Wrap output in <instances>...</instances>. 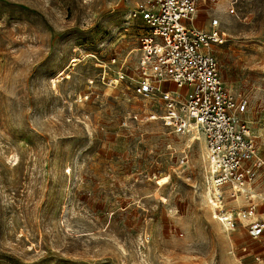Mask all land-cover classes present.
<instances>
[{
    "label": "rangeland",
    "instance_id": "rangeland-1",
    "mask_svg": "<svg viewBox=\"0 0 264 264\" xmlns=\"http://www.w3.org/2000/svg\"><path fill=\"white\" fill-rule=\"evenodd\" d=\"M141 1L0 0V264H264L213 217L205 142L137 94ZM198 5L264 159V0Z\"/></svg>",
    "mask_w": 264,
    "mask_h": 264
},
{
    "label": "built area",
    "instance_id": "built-area-1",
    "mask_svg": "<svg viewBox=\"0 0 264 264\" xmlns=\"http://www.w3.org/2000/svg\"><path fill=\"white\" fill-rule=\"evenodd\" d=\"M198 3L143 0L131 12V18L140 19L147 28L140 39L137 94L159 101L175 134L203 138L209 167L207 196L214 219L226 231L245 225L249 238L258 241L264 237V217H259L255 183L264 173V159L244 118L247 102L227 93L211 52L226 41L220 22L212 20L208 30L198 27ZM234 4L231 14H235ZM238 199L246 205L230 211L228 203Z\"/></svg>",
    "mask_w": 264,
    "mask_h": 264
},
{
    "label": "crops",
    "instance_id": "crops-1",
    "mask_svg": "<svg viewBox=\"0 0 264 264\" xmlns=\"http://www.w3.org/2000/svg\"><path fill=\"white\" fill-rule=\"evenodd\" d=\"M264 173H262L259 177H258V179L256 180V183H255V190H256V192L258 193V191H257V189H256V187L258 186V183H259V181L261 180V178L263 177L262 175H263ZM259 196H260V198H259ZM264 197H262L261 196V194L260 193H258V200H257V203L259 204V211H260V215H259V217H264ZM230 205L233 207V206H235V207H237V209L239 210V209H241L242 207H244L245 205H246V203L243 201V199H238L237 201H230L229 203H228V207H230ZM236 209V208H235ZM244 224H246V223H244ZM245 226V225H244ZM244 226H239L238 227V229L236 230V231H243V232H245L246 234H247V232H246V229L244 228ZM247 236H248V234H247ZM249 237V236H248ZM250 239V238H249ZM251 241H253L254 243H259L260 244V246L264 243V237L263 238H261L260 240H258V241H254V240H252V239H250ZM262 249V248H261ZM264 255V254H263Z\"/></svg>",
    "mask_w": 264,
    "mask_h": 264
},
{
    "label": "bare ground",
    "instance_id": "bare-ground-1",
    "mask_svg": "<svg viewBox=\"0 0 264 264\" xmlns=\"http://www.w3.org/2000/svg\"><path fill=\"white\" fill-rule=\"evenodd\" d=\"M199 140H202L203 144H204V141L203 139L201 138L200 135H197V134H191V139H190V142L189 143H193L194 141H199ZM206 156V155H205ZM206 158V157H204ZM262 196V195H261ZM260 198V196H259ZM205 201H206V198H205ZM227 232H232V231H227ZM234 255V254H233Z\"/></svg>",
    "mask_w": 264,
    "mask_h": 264
}]
</instances>
